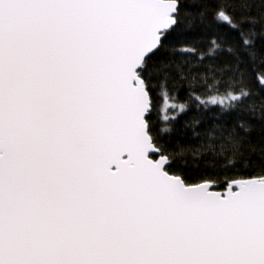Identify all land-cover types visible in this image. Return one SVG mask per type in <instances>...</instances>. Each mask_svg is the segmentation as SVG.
Masks as SVG:
<instances>
[{
    "label": "snow or ice",
    "instance_id": "obj_1",
    "mask_svg": "<svg viewBox=\"0 0 264 264\" xmlns=\"http://www.w3.org/2000/svg\"><path fill=\"white\" fill-rule=\"evenodd\" d=\"M0 264H264V0H0Z\"/></svg>",
    "mask_w": 264,
    "mask_h": 264
}]
</instances>
